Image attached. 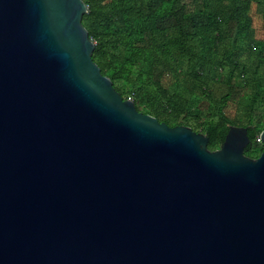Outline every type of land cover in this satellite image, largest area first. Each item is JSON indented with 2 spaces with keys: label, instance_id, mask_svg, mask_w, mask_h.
Returning a JSON list of instances; mask_svg holds the SVG:
<instances>
[{
  "label": "water",
  "instance_id": "water-1",
  "mask_svg": "<svg viewBox=\"0 0 264 264\" xmlns=\"http://www.w3.org/2000/svg\"><path fill=\"white\" fill-rule=\"evenodd\" d=\"M83 0H0V264H264V151L139 112ZM264 143V131L260 135Z\"/></svg>",
  "mask_w": 264,
  "mask_h": 264
},
{
  "label": "trees",
  "instance_id": "trees-1",
  "mask_svg": "<svg viewBox=\"0 0 264 264\" xmlns=\"http://www.w3.org/2000/svg\"><path fill=\"white\" fill-rule=\"evenodd\" d=\"M94 62L139 112L221 148L248 128L264 151V0H83ZM221 87L223 90H218Z\"/></svg>",
  "mask_w": 264,
  "mask_h": 264
},
{
  "label": "built area",
  "instance_id": "built-area-1",
  "mask_svg": "<svg viewBox=\"0 0 264 264\" xmlns=\"http://www.w3.org/2000/svg\"><path fill=\"white\" fill-rule=\"evenodd\" d=\"M130 99H131V98H130ZM258 142H259V144L264 145V143H263L262 140H261V137L258 138Z\"/></svg>",
  "mask_w": 264,
  "mask_h": 264
},
{
  "label": "rangeland",
  "instance_id": "rangeland-1",
  "mask_svg": "<svg viewBox=\"0 0 264 264\" xmlns=\"http://www.w3.org/2000/svg\"><path fill=\"white\" fill-rule=\"evenodd\" d=\"M218 90H223V88L219 87Z\"/></svg>",
  "mask_w": 264,
  "mask_h": 264
}]
</instances>
